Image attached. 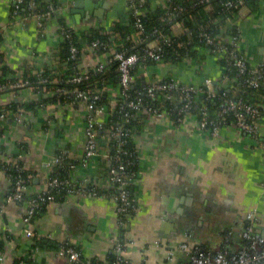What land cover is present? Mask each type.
I'll return each mask as SVG.
<instances>
[{"label": "crops", "instance_id": "crops-1", "mask_svg": "<svg viewBox=\"0 0 264 264\" xmlns=\"http://www.w3.org/2000/svg\"><path fill=\"white\" fill-rule=\"evenodd\" d=\"M105 1L108 8L96 18ZM77 2L79 5H75ZM59 3L64 6L59 16L40 30L34 18L11 22L14 0H0V51L9 68L16 70L31 61L65 74L66 65H50L52 54L59 55L62 42L59 19L78 34L81 45L84 30L108 28L106 23L128 8L127 0ZM238 30L242 52L250 65L264 64V0L241 9ZM91 65L92 60L79 58L77 69ZM145 69L138 75L147 83L172 79L182 85L199 86L205 78L216 81L224 74L213 54L203 62L188 59ZM9 79L5 84L11 82ZM108 89L111 95L118 91L116 86ZM52 95L54 91H35L26 86H7L0 91V105L34 102L38 108L36 113L26 110L22 122L9 117L5 120L0 149L9 156L22 155L21 164L33 175L29 193L42 189L49 174L56 172V155L64 150L68 153L69 160L77 163L70 180L91 185L98 194H72L53 201L35 218L32 229L40 238L49 236L48 240L58 246L73 245L84 258L109 264L111 237L120 229L116 222V188L108 181L106 169L111 138L101 135L98 155L82 162L86 105L44 101ZM41 102L47 107H39ZM142 121L133 135L139 170L128 185L138 211L124 227L122 238L130 241L123 252L127 264H185L189 251L181 248L182 243L214 252L226 238L233 252L240 242L239 218L251 211L257 216V231L264 235V117L258 121L255 137L231 127L223 128L218 137L209 136L199 129L194 113L187 114L181 123L153 115H146ZM9 186L10 179L0 167V251L4 256L0 264H74L58 250L34 247L35 238L24 235L25 205L4 201Z\"/></svg>", "mask_w": 264, "mask_h": 264}, {"label": "built area", "instance_id": "built-area-1", "mask_svg": "<svg viewBox=\"0 0 264 264\" xmlns=\"http://www.w3.org/2000/svg\"><path fill=\"white\" fill-rule=\"evenodd\" d=\"M46 1V9L43 11H37L35 0H29L27 9L30 10V12L19 16L18 6L22 0H14L15 7L12 10L11 22L19 19L25 21L29 18H34L38 28L44 30L52 18L59 16V13L64 7L62 3L54 5L50 0ZM147 1L148 0H127L129 8H132L136 15V20L134 22V27L136 29L135 33L128 35L127 39L130 40L135 47L145 45V48L143 47L141 52L135 51L127 53L126 49L118 50L115 46H109L107 41L101 39L83 42L78 46L75 44L76 41H79L78 34L63 23L59 24V31L62 41L67 42L69 45V58H67V60H77L80 58L81 60L86 61V59H89L92 60V65L86 68H79L78 71L72 75L64 76V74H62L60 77L54 78H52V74H45V71H48L45 65H36L32 63L30 65V73L32 76L36 77L38 85L54 83L56 84L54 93L57 94V96H65L67 99L78 100L86 105L88 112L85 116L83 126L84 155L82 162H88L98 155L101 146L98 132L104 130V117L113 113V107L118 106L120 109L131 108L135 110L144 107L141 98L131 99L128 94V90L133 86L137 77L132 73L136 65L144 64L150 60L157 64L162 63L165 48L174 43L171 34L155 29L152 34H156V38L148 41L147 44H144L149 39L150 34L145 33V28L138 15L142 13L140 10L141 6ZM210 1L211 0H197L198 3H204L208 10L210 9ZM245 1L246 0H232L231 2H227L226 5L228 7H233V9H237L238 12H236L240 15L241 9L246 6ZM161 3L164 4V1L161 0ZM184 10L185 8L181 6H174L172 11L168 10L167 15L174 17ZM230 19H228V21ZM174 25L177 32L180 34H186L188 43L194 42V34L191 30L180 23H174L173 26ZM197 37L204 41L206 45H210V52H212L216 58L229 57L232 60V64L237 67L240 75L247 73L248 76L245 79L247 86L257 87L261 81H264V64H258L256 66L250 65L247 57L243 54L241 49L240 34L213 37L212 34L201 31L197 34ZM177 44L181 46V43ZM52 55L54 57V60H52L53 63L56 64L61 61L59 55ZM67 60L61 62V64L67 65ZM184 60L185 59H183V61ZM186 60L188 59L186 58ZM113 62H117L119 90L111 95L113 103L110 107L98 104L100 98L98 93H93L89 89H81L78 85L83 80L89 79L91 73L103 72L106 67ZM53 67L55 68V66ZM141 70L143 73L146 71L145 67H141ZM17 71L18 73L14 72L9 79L11 82L7 84L0 83V91L7 86L13 89H18L28 84L27 80L21 78L22 68H19V70L17 69ZM227 81L231 82V84L233 83V80L224 79L223 77H220L216 81H212L210 78H205L204 82L199 86L192 84L182 85L172 79L148 81L147 93L152 97L156 96L159 99H163L162 95L159 94L164 92L163 94L166 95V99L172 100V102L176 101L175 97H178L180 103L176 104L177 123L183 122L187 114L196 113L200 115V118H198L199 129L209 136L218 137L223 128L231 127L235 128L236 132L240 134L245 133L255 137L258 129V120L261 117H264L258 107L245 104L239 98L229 97L227 96V93H223V103L220 105V109L216 113L217 121H210L208 119L207 106L202 104L199 98H197L198 95L204 93H206L207 98L214 97L216 95L214 85L217 84L220 87L223 86L226 88L228 85ZM63 83L73 84V87L66 88V85ZM39 107L46 108L47 105L44 102H41ZM142 110H145L149 115L171 118L170 109H167L165 106H162L161 108L159 107V109L148 106ZM228 112H233V115L235 116V122H232L231 124L222 117ZM25 114V110L20 107L17 113L13 116L14 121H24ZM248 117L252 120H248ZM7 118L8 115L6 113H0V131ZM128 119L129 115L125 113V122L128 121ZM107 135L111 139H116L118 144H121L122 138L126 134L120 127H116L113 131L110 130ZM123 153L125 152L123 151ZM21 157V154L9 156L6 153H3L0 149V167L6 166V168L10 167L15 171H23L25 168L20 162ZM107 159V179L116 188L114 200L116 201L117 228H124L132 221L134 214L138 211V207L135 204L134 199L129 198L127 186L131 179L125 170V164L120 160V156L118 154H107ZM53 162L55 165L60 164L61 167L70 169H74L75 167V165L69 160L68 153L65 150L57 154ZM59 186L66 187V196L87 193L94 196L97 195L96 189L88 188L87 184L84 182L71 180L64 182L60 180L54 172L49 174L43 188L34 193L28 192V178L19 174L14 181H10V189L7 191L4 201L6 203L20 201L24 203L25 212L22 217V222L25 225L24 235L26 237L40 239L32 229L35 218L34 216L43 205L48 206L56 200L55 194L52 190ZM239 221L242 226V229L239 232V237L244 241V246L242 248L231 252L228 246L229 238L225 239V244L222 248L214 252L200 249L198 246H192L189 248L187 243H182L181 248L189 251L187 264H264V235L259 233L256 229L258 223L256 213L254 211L248 212L239 218ZM49 238V236L46 237V239ZM111 242L113 243V252L117 256V260L112 264H121L123 261L124 264H127L123 252L125 246L130 244V241L124 242V240L119 237L118 232H116L112 235ZM58 254L68 257L74 264H98L93 262L92 258L82 257L80 251L69 243H62ZM3 258L4 256L0 251V262Z\"/></svg>", "mask_w": 264, "mask_h": 264}, {"label": "trees", "instance_id": "trees-1", "mask_svg": "<svg viewBox=\"0 0 264 264\" xmlns=\"http://www.w3.org/2000/svg\"><path fill=\"white\" fill-rule=\"evenodd\" d=\"M29 0H22V2L18 6V14L22 16L30 12L27 9ZM54 5L60 4L59 0H50ZM164 4L160 3L153 4V0H148L145 4H143L140 8L142 11L141 14L138 15L140 18L144 28L145 33L150 34L149 39L144 43L147 44L148 41L153 40L156 38V34H152L155 29H159L160 31H165L174 39V43L171 46H167L165 48L164 56L162 59V63L160 64H173L176 62L183 61V59H191L197 62H203L207 59L209 55L212 54L210 52V45H206L204 41H202L197 34L199 32L204 31L207 33L212 34L213 37L216 36H228V35H237L239 33V25H240V15L237 9H233V7H228L226 5L227 2H231L232 0H211L210 1V9L208 10L204 3H198L197 0H163ZM259 0H246V5L252 6L255 5ZM36 10L43 11L46 9L47 1L46 0H35ZM174 6H181L185 8L183 12L179 15L171 17L167 15L168 10L172 11ZM15 4L12 5V10L14 9ZM237 11V12H236ZM231 18V19H230ZM228 19H230L228 21ZM136 20V15L133 12L132 8L126 9L125 13L117 15L113 20L108 21V28L106 26H99L98 28L91 27L87 30H84L82 35L83 42H90L95 39H101L108 42V45L115 46L118 50L126 49L127 53L130 52H141L143 47L142 46H134V44L127 39L128 35L135 33L134 22ZM64 22L62 19H59V24H63ZM174 23L183 24L189 30H191L194 34V42L188 43V38L186 34H180L175 29ZM76 40V39H75ZM177 43H181L179 46ZM76 45L79 46V41L75 42ZM68 43L65 41L61 42L60 50H59V57L61 61L57 62L56 65L60 66L61 62L66 61L69 58V51H68ZM4 54L0 51V83H5L14 72L18 73L17 69H11L4 63ZM68 61V60H67ZM78 59H69L67 62V68L65 70L64 76L72 75L76 71H78L77 66ZM54 63L51 61L50 65ZM217 64L224 69L223 78L224 79H231L233 83L227 81V87L224 88L223 86H218L217 84L214 85L216 90V95L211 98L206 97V93L200 94L197 96L199 100L207 106L208 108V119L210 121H217V112L220 109V105L223 103L224 97L223 93H227V96L239 98L243 103L250 104L253 106L258 107L262 116H264V81H261L259 86L251 87L247 86L245 83V79L248 74L240 75L237 67L232 64V60L229 57H222L217 58ZM30 63L27 62L21 66L22 68V75L21 78L23 80H27L28 84L26 87L33 88L35 91L40 90L41 92H52L54 91L56 84L49 83V84H37V79L35 76H32L30 73ZM157 63L152 62L151 60L144 63V64H137L135 69L132 71L134 75H136V80L133 86L128 90L129 98L136 99L141 98L143 101V108L145 107H152L159 109L162 106H165L167 109H170V117L171 119L177 123L176 121V104L180 103L179 98L175 97L176 101L166 99V95L162 92L159 95H162L163 99H159L158 97H152L147 93V82H145V78L139 76L138 73L141 71V67H150L155 66ZM49 66V65H46ZM19 70V69H18ZM55 70L45 71V74H52V78L60 77L59 74L53 73ZM61 72V71H60ZM8 76H10L8 78ZM7 78V79H6ZM118 71H117V62L111 63L103 72L100 73H91V77L87 80H83L78 85L81 89H89L91 92H96L100 95L98 100V104L105 105V106H112V97H111V90L108 87L116 86L118 88ZM66 88L73 87V84H65ZM61 86V84H60ZM118 92V91H117ZM51 99V100H50ZM44 99L46 102H55L58 101H65L68 102H76L79 103L78 100L74 99H67L65 96H57L54 93L51 97ZM174 99V98H173ZM22 107L25 111L29 110L34 113L37 112V104L34 102H27V103H19L13 101L11 103L0 105V113L4 112L8 115L10 119L13 120L14 114L17 113L18 109ZM141 108L135 110L131 108H123L120 109L118 106L113 107V113L106 115L104 117V130H101L99 133V137L104 134L110 132V130H114L116 127H120L123 132L126 134L122 138L121 144H118L116 139H111L108 143L110 146L109 154L120 156V160L126 166V172L130 176V179L138 172V157L135 151V145L133 140V135L141 128L143 124V119H145L146 115H149L145 110ZM127 113L129 115L128 121L125 122L124 114ZM196 114V113H194ZM197 118H200L199 114H196ZM230 124L235 122V116L233 112H228L224 116ZM248 120H252L248 117ZM260 120V119H259ZM258 120V121H259ZM245 136L254 137L252 135L245 134ZM109 137V136H108ZM123 151L125 153H123ZM72 162V161H71ZM74 165L77 164L72 162ZM117 164V163H115ZM8 166V165H7ZM2 169L6 172L7 176L9 177L10 181H14L17 175H22L25 178L29 179V185L32 181V173L29 170L23 171H15L12 168L3 166ZM108 169V168H106ZM55 175L62 181L66 182L70 180V172L72 169L61 167L60 164L55 166ZM89 186V187H88ZM88 188H91V185H88ZM10 189V186H9ZM8 189V190H9ZM116 192V189L114 190ZM127 191L129 194V198H133L132 195V188L127 186ZM55 194L56 200L63 199L66 196V187L59 186L52 190ZM98 194V190H97ZM22 201H20L21 203ZM23 203V202H22ZM24 204V203H23ZM133 204V202H132ZM136 204V203H135ZM46 209V206L43 205L38 213L34 216L35 218L41 215ZM34 218V220H35ZM125 228H120L118 230V235L120 238H123L125 233ZM240 242L237 249L242 248L244 246V241L239 237ZM225 244V240L220 246L222 248ZM229 248L231 247L229 243ZM34 247L42 248V249H53L58 250L61 248V245L58 246L56 243L48 240L46 238L35 239ZM1 248V247H0ZM200 249L206 250L203 247H199ZM219 248V249H220ZM236 249V250H237ZM209 251V250H208ZM93 259V262L98 264H102L98 259ZM117 260V256L114 252H111L107 256V261L109 264H112L114 261ZM124 264V261L121 263ZM187 264V262L185 263Z\"/></svg>", "mask_w": 264, "mask_h": 264}, {"label": "water", "instance_id": "water-1", "mask_svg": "<svg viewBox=\"0 0 264 264\" xmlns=\"http://www.w3.org/2000/svg\"><path fill=\"white\" fill-rule=\"evenodd\" d=\"M80 4H81V3H80ZM75 5H79V2L75 3ZM101 5H102L103 10L101 9V10L98 12V13H100V14H98V15L96 16V18H100V16L102 17L101 13H104V10H106V9L108 8V6H109V4H108L107 1H105V2L102 3Z\"/></svg>", "mask_w": 264, "mask_h": 264}]
</instances>
